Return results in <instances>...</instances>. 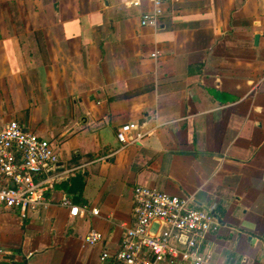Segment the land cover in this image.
Masks as SVG:
<instances>
[{
    "label": "crops",
    "instance_id": "0c3cea01",
    "mask_svg": "<svg viewBox=\"0 0 264 264\" xmlns=\"http://www.w3.org/2000/svg\"><path fill=\"white\" fill-rule=\"evenodd\" d=\"M138 1L0 0V127L60 156L47 209L0 211V264H103L138 185L214 211L205 264H264V0H162L145 26Z\"/></svg>",
    "mask_w": 264,
    "mask_h": 264
},
{
    "label": "built area",
    "instance_id": "2783aa9c",
    "mask_svg": "<svg viewBox=\"0 0 264 264\" xmlns=\"http://www.w3.org/2000/svg\"><path fill=\"white\" fill-rule=\"evenodd\" d=\"M152 1L156 12L143 15V26L156 24L161 13L162 0ZM137 127L136 123L122 125L118 139L129 143V133ZM143 135L138 133L135 139ZM59 161L50 139L26 130L15 120L0 127V211L18 212L22 219H28L47 209L52 204L47 192L59 178L51 172ZM133 200V224L117 251H103V264H205L210 260L204 248L206 237L220 228L213 210L194 207L191 196L172 195L145 185L135 187ZM59 204L69 208L74 217L100 213L98 208H82L69 196ZM102 237L100 231L92 229L85 239L92 245Z\"/></svg>",
    "mask_w": 264,
    "mask_h": 264
},
{
    "label": "water",
    "instance_id": "95a60500",
    "mask_svg": "<svg viewBox=\"0 0 264 264\" xmlns=\"http://www.w3.org/2000/svg\"><path fill=\"white\" fill-rule=\"evenodd\" d=\"M257 39L259 38V37H256ZM62 169H64V168H62Z\"/></svg>",
    "mask_w": 264,
    "mask_h": 264
}]
</instances>
